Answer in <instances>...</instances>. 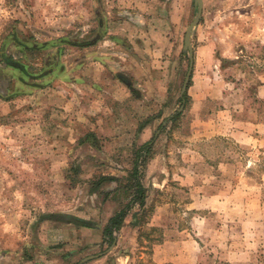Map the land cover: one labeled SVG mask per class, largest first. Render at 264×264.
<instances>
[{"label":"rangeland","instance_id":"rangeland-1","mask_svg":"<svg viewBox=\"0 0 264 264\" xmlns=\"http://www.w3.org/2000/svg\"><path fill=\"white\" fill-rule=\"evenodd\" d=\"M196 11L0 0V264H264V0H202L166 121Z\"/></svg>","mask_w":264,"mask_h":264},{"label":"trees","instance_id":"trees-1","mask_svg":"<svg viewBox=\"0 0 264 264\" xmlns=\"http://www.w3.org/2000/svg\"><path fill=\"white\" fill-rule=\"evenodd\" d=\"M186 91L183 92L182 95H180L179 100L185 99L187 101L188 96H187ZM179 115H180V111H176L166 121L168 120L175 121L177 120ZM142 151H144L145 160H146V158L149 156V153L151 151L150 141L144 142L140 147H138L135 150L132 169L126 178L127 184H125V186H130L134 188L133 198H131L124 207H122L121 209L116 211L112 216H110L107 223L102 229L103 240L108 241L109 245L115 241L114 232L120 229L123 223V220L125 218L126 211L129 209L131 204L137 203L138 206L140 207H143L145 205L146 188L141 182V174L139 170V158H140L139 156ZM43 217H47L51 219H56V218L63 219L64 216L62 214L53 213V214H44ZM75 221L78 224L88 225V222L85 220H75Z\"/></svg>","mask_w":264,"mask_h":264},{"label":"water","instance_id":"water-1","mask_svg":"<svg viewBox=\"0 0 264 264\" xmlns=\"http://www.w3.org/2000/svg\"><path fill=\"white\" fill-rule=\"evenodd\" d=\"M193 2H194V5H195L197 11H196V15H195L194 19L190 22V24L186 27V30H185L183 50L184 51H188L189 65H188V70H187L186 76L184 78L182 87H181L180 95H182L183 92H185L186 89H187L188 81H189L191 70H192V66H193V51H192V46H191L190 41H189V35L191 33V30L195 26H197V24L199 22V19L201 17V13H202V0H193ZM183 105H184V100H183V102H182V104H181V106H180L178 111H180L183 108ZM94 256L95 255H91V256L83 258L79 262V264L82 263L85 260H88L89 258H93Z\"/></svg>","mask_w":264,"mask_h":264},{"label":"crops","instance_id":"crops-1","mask_svg":"<svg viewBox=\"0 0 264 264\" xmlns=\"http://www.w3.org/2000/svg\"><path fill=\"white\" fill-rule=\"evenodd\" d=\"M115 101H120V100H118V99H116ZM114 103V102H113ZM101 259V258H100ZM100 259H98V260H95V261H102V259H104V258H102L101 260Z\"/></svg>","mask_w":264,"mask_h":264}]
</instances>
